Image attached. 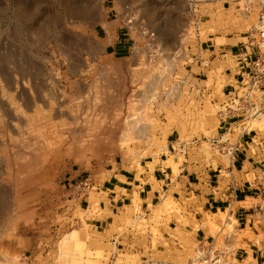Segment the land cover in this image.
Wrapping results in <instances>:
<instances>
[{"label": "rangeland", "instance_id": "rangeland-1", "mask_svg": "<svg viewBox=\"0 0 264 264\" xmlns=\"http://www.w3.org/2000/svg\"><path fill=\"white\" fill-rule=\"evenodd\" d=\"M207 1L0 0V264L32 257L39 264H161L155 231L142 221L128 229L147 240L144 262L92 259L83 221L113 165L140 170L161 157L173 168V160L201 166L230 160L213 143L220 115L244 120L250 106L233 112L218 100L211 78L197 79L187 65L207 34L253 27L256 9L245 14L243 0L224 7ZM263 100L253 94L250 113L260 116L231 133L264 130ZM168 137L178 142L172 153L165 151ZM81 180L90 182L88 193L70 194ZM255 211L264 227V201ZM227 215L214 216L220 240L235 234L264 240V232H235L242 225L233 218L227 224ZM183 243L168 251L169 260L179 258L173 264L194 257ZM247 264L257 263L249 257Z\"/></svg>", "mask_w": 264, "mask_h": 264}, {"label": "crops", "instance_id": "crops-1", "mask_svg": "<svg viewBox=\"0 0 264 264\" xmlns=\"http://www.w3.org/2000/svg\"><path fill=\"white\" fill-rule=\"evenodd\" d=\"M228 1L239 4L241 0H208L205 5L221 3L224 7ZM211 20L215 21L214 15ZM211 20L206 24L213 23ZM245 33L207 34L206 40L195 46L197 54L191 56L187 65V71L197 70L194 73L197 79L205 77L202 81L207 82L211 78V89L219 101L227 103L236 93L243 92L241 82L254 58V50L246 46ZM124 43L121 38L116 41L118 48L124 47ZM262 103L264 105V100ZM241 121L220 115L213 143L222 150L233 148L225 164L201 166L199 163L178 164L173 160L176 165L173 168L167 164L168 159L161 157L152 169L146 167V163L140 165V170L113 165L108 170V178L96 186L99 201L93 205L92 216L83 221L88 229L82 233L91 235L86 247L92 252V259L101 263L105 259L125 261L137 256L144 262L147 248L144 241L147 240L128 229L129 223L142 221L151 228L149 231H155L161 264L178 260L175 256L169 260L168 251L179 249L183 242L190 245L187 251L205 243L220 250L227 247L233 259L230 264H234L233 261L247 264L249 257L257 264H264V240L259 244L245 238L238 240L236 234L224 235L220 240L217 230L220 220L214 218L228 211L225 222L229 224L233 218L236 224L242 225L235 232H264L262 217L255 211V206L264 201V130L231 133L233 126ZM227 134L229 137L225 138ZM174 143L178 144L168 137L165 151L172 153ZM82 228L79 224L76 231ZM40 260L32 257L22 264H39Z\"/></svg>", "mask_w": 264, "mask_h": 264}, {"label": "built area", "instance_id": "built-area-1", "mask_svg": "<svg viewBox=\"0 0 264 264\" xmlns=\"http://www.w3.org/2000/svg\"><path fill=\"white\" fill-rule=\"evenodd\" d=\"M254 9H256V24L245 33L246 46L254 50V58L245 78L241 82L243 92L241 94L236 93L228 101L233 112L237 113L240 111L242 113L246 105L250 106L245 111L244 120L251 119L259 114V111L256 110L250 113V111L256 109L255 104L252 102L253 94L259 92L264 95V0H243L242 11L245 14H249ZM231 117L238 118L239 115L233 114ZM232 152V147L223 150V154L229 156V159ZM90 188L91 185L88 180H81L70 189V194H84ZM227 257L232 256L226 249L220 250L211 243L199 244L194 250V257L187 264H230L226 262Z\"/></svg>", "mask_w": 264, "mask_h": 264}, {"label": "bare ground", "instance_id": "bare-ground-1", "mask_svg": "<svg viewBox=\"0 0 264 264\" xmlns=\"http://www.w3.org/2000/svg\"><path fill=\"white\" fill-rule=\"evenodd\" d=\"M112 131H113L112 128H107V129L104 130V133H108L109 134V133H112Z\"/></svg>", "mask_w": 264, "mask_h": 264}]
</instances>
